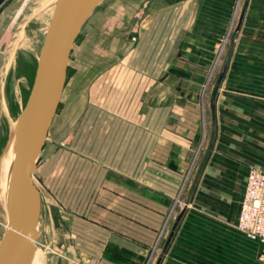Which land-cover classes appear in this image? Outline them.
I'll return each mask as SVG.
<instances>
[{
    "label": "crops",
    "instance_id": "1",
    "mask_svg": "<svg viewBox=\"0 0 264 264\" xmlns=\"http://www.w3.org/2000/svg\"><path fill=\"white\" fill-rule=\"evenodd\" d=\"M150 1L140 20L119 14L112 34L161 78L93 196L82 168L86 206L66 215L69 256L52 264H143L166 223L151 264H264V244L237 227L248 174L264 171V0ZM22 4L0 0V36ZM177 197L186 207L169 216Z\"/></svg>",
    "mask_w": 264,
    "mask_h": 264
},
{
    "label": "rangeland",
    "instance_id": "2",
    "mask_svg": "<svg viewBox=\"0 0 264 264\" xmlns=\"http://www.w3.org/2000/svg\"><path fill=\"white\" fill-rule=\"evenodd\" d=\"M56 1L23 0L21 9L0 36V183L5 176L1 160L14 122L28 98ZM150 2L101 0L76 39L65 91L34 174L42 194V234L36 245L43 250L45 264H52L54 257L69 256L68 237L62 230L66 227L68 212L86 206L80 203L87 196L82 168L87 165L93 170L89 175L92 186L88 189V194L93 196L97 181L102 175L106 178V171L119 162L120 156L114 154L115 150L127 144L129 113L143 110L149 90L161 78L158 70L155 75L147 76L146 70L124 58L131 51L130 44L122 43L123 40L112 34L118 30V27L113 29L112 23L119 19V14L126 20H140L146 16ZM222 49L223 40L217 44L215 64L212 63L200 85L199 98L208 91ZM174 93L169 86L170 99ZM2 189L3 182L0 184V240L8 220L7 195ZM161 246V238L153 243L149 253L155 247L153 259Z\"/></svg>",
    "mask_w": 264,
    "mask_h": 264
},
{
    "label": "water",
    "instance_id": "3",
    "mask_svg": "<svg viewBox=\"0 0 264 264\" xmlns=\"http://www.w3.org/2000/svg\"><path fill=\"white\" fill-rule=\"evenodd\" d=\"M100 1H56L28 98L6 145L7 148L13 139L15 158L8 220L0 240V264H32L42 234V194L34 174L63 96L74 44Z\"/></svg>",
    "mask_w": 264,
    "mask_h": 264
},
{
    "label": "built area",
    "instance_id": "4",
    "mask_svg": "<svg viewBox=\"0 0 264 264\" xmlns=\"http://www.w3.org/2000/svg\"><path fill=\"white\" fill-rule=\"evenodd\" d=\"M176 207L185 208L186 204L180 198L171 209L172 215ZM237 227L251 239L264 244V171L252 168L248 174L246 192L243 197L237 221ZM161 238L159 236L158 240ZM143 264H151L155 247Z\"/></svg>",
    "mask_w": 264,
    "mask_h": 264
},
{
    "label": "bare ground",
    "instance_id": "5",
    "mask_svg": "<svg viewBox=\"0 0 264 264\" xmlns=\"http://www.w3.org/2000/svg\"><path fill=\"white\" fill-rule=\"evenodd\" d=\"M15 123H16V120L14 122V126H15ZM14 126L12 129L11 136H13L12 134H13ZM14 154H15L14 142L12 139L10 144L8 145V147L5 149L4 155H3L2 160H1V165H2L1 168L4 169V175H5L4 180L2 179L3 180L2 181L3 182V189L2 190L7 195V197H5L7 218H8V193H9V186H10V177H11L13 162H14V158H15ZM44 261H45V258H44L43 250L38 248V246L36 245V250L34 253L32 264H45Z\"/></svg>",
    "mask_w": 264,
    "mask_h": 264
}]
</instances>
